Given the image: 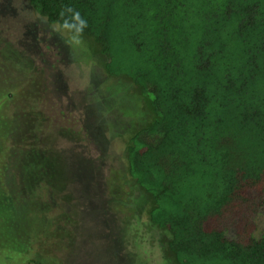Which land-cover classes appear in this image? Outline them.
I'll use <instances>...</instances> for the list:
<instances>
[{"label":"trees","instance_id":"1","mask_svg":"<svg viewBox=\"0 0 264 264\" xmlns=\"http://www.w3.org/2000/svg\"><path fill=\"white\" fill-rule=\"evenodd\" d=\"M28 2L97 46L105 74L136 85L145 117L125 159L170 263L264 264V0ZM1 89L0 197L11 210L21 191L6 178L10 139L25 169L41 158L13 139L27 127L3 113ZM25 248V264H44Z\"/></svg>","mask_w":264,"mask_h":264},{"label":"rangeland","instance_id":"2","mask_svg":"<svg viewBox=\"0 0 264 264\" xmlns=\"http://www.w3.org/2000/svg\"><path fill=\"white\" fill-rule=\"evenodd\" d=\"M97 53L33 8L23 16L0 0V88L11 93L3 113L26 125L13 139L27 138L41 158L25 169L10 139L6 178L21 195L11 210L0 197V264H25V246L44 264H171L125 159L145 117L136 85L105 74Z\"/></svg>","mask_w":264,"mask_h":264},{"label":"flooded vegetation","instance_id":"3","mask_svg":"<svg viewBox=\"0 0 264 264\" xmlns=\"http://www.w3.org/2000/svg\"><path fill=\"white\" fill-rule=\"evenodd\" d=\"M17 2V4L20 6V11H22V15L25 16L24 14L28 11V10H32L33 6L30 5V3L28 2V0H14ZM27 9V11L25 12V10Z\"/></svg>","mask_w":264,"mask_h":264}]
</instances>
